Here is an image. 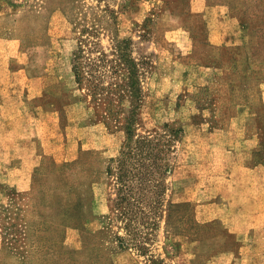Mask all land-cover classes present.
<instances>
[{
	"label": "rangeland",
	"instance_id": "obj_1",
	"mask_svg": "<svg viewBox=\"0 0 264 264\" xmlns=\"http://www.w3.org/2000/svg\"><path fill=\"white\" fill-rule=\"evenodd\" d=\"M0 65L28 67L63 127L29 189L0 179V264H264V245L178 199L175 171L239 111L264 120V0H0ZM70 121L102 126L74 157Z\"/></svg>",
	"mask_w": 264,
	"mask_h": 264
},
{
	"label": "crops",
	"instance_id": "obj_2",
	"mask_svg": "<svg viewBox=\"0 0 264 264\" xmlns=\"http://www.w3.org/2000/svg\"><path fill=\"white\" fill-rule=\"evenodd\" d=\"M225 19L234 25L232 18ZM222 22L221 18L211 20L216 25ZM237 33L239 37L240 30ZM233 37L228 29H210V39L215 44L227 45ZM32 84L28 67L0 65V165L7 166L0 179L20 191L31 186L37 151H44L42 146L37 150L39 142L59 141L63 128L61 110L56 104L33 101L45 93L31 94ZM75 104L78 103L67 104V114ZM65 128V145L74 157L79 146L85 148L92 143L93 129L102 126L93 123L85 129L70 121ZM204 139L203 160L195 165H178L175 170L185 174L186 187L177 189L178 199L198 202L205 219L218 214L232 233L238 237L246 235L251 245H264V120L253 119L244 109L218 131L206 132Z\"/></svg>",
	"mask_w": 264,
	"mask_h": 264
},
{
	"label": "trees",
	"instance_id": "obj_3",
	"mask_svg": "<svg viewBox=\"0 0 264 264\" xmlns=\"http://www.w3.org/2000/svg\"><path fill=\"white\" fill-rule=\"evenodd\" d=\"M74 71H75L77 80L79 81V71H80L79 64H76V63L74 64ZM142 138H144V137H142ZM144 139H147V138H144ZM120 161L123 162V164H121V170H123V173H124V159H121Z\"/></svg>",
	"mask_w": 264,
	"mask_h": 264
}]
</instances>
